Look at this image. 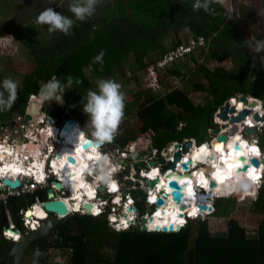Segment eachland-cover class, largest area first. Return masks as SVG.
Masks as SVG:
<instances>
[{
  "label": "trees",
  "instance_id": "16d2710c",
  "mask_svg": "<svg viewBox=\"0 0 264 264\" xmlns=\"http://www.w3.org/2000/svg\"><path fill=\"white\" fill-rule=\"evenodd\" d=\"M116 1L115 6L109 5L112 14L100 16L101 21H76L72 34L56 32L53 38L49 37L47 41L39 39L35 47L30 46L35 66L24 76L22 88L17 91V99L12 104L15 111L23 112L29 95L40 93L41 87L53 78L59 79L65 89L73 84V97L83 99V83L87 87L86 94L89 90L95 91L83 70L90 75L110 77L126 63L128 55L133 57L136 70H146V59L153 60L151 54H156L152 61L156 62L167 51L163 46L164 39L172 38L171 48L182 42L179 37L182 28L188 29L190 38L194 40L199 36L206 38V46L212 47L214 61L230 60L232 65L229 69L216 67L210 70L191 56L198 73L204 78V82L192 85V91L206 95L204 104L184 108L188 93L174 88L163 96L148 98L137 109L139 131L153 132L152 145L155 148L162 149L168 143L181 141L187 136L194 138L197 144L203 143L215 111L237 95L251 97L264 104V67H261L258 55L249 52V39L239 23L228 17V10L219 2L213 0L209 14L203 9L193 10L195 0ZM105 7V10L109 9ZM101 51L105 53L103 64L93 63ZM168 73L182 77L175 67ZM68 90L67 93L72 92ZM131 104L125 103L127 110H124V115H128ZM49 115L60 120L63 114L56 109ZM11 118L0 112L1 123H8ZM173 129L177 130L173 132ZM259 142L264 148V126ZM107 143L123 147L122 139ZM135 194L133 192L140 207L144 201ZM34 197L43 199L45 193L10 199L14 222L19 224L17 210L21 200L28 198L32 203ZM232 201L215 199L212 214L226 218ZM253 205L264 208V192L256 196ZM6 225V215L0 208V264L13 263L12 258L6 256L12 244L1 238V230ZM154 226L167 225L162 221L154 223ZM226 226L225 232L210 234L206 230V220H195L189 221L176 233L136 230L116 233L108 228L104 218L72 215L60 220L48 236L35 240L30 247L67 249L69 264H96L98 258L112 264H264V218L253 237H248L246 230L234 220H228ZM194 227H197L196 233ZM109 245L114 251L112 257L98 251Z\"/></svg>",
  "mask_w": 264,
  "mask_h": 264
},
{
  "label": "built area",
  "instance_id": "2783aa9c",
  "mask_svg": "<svg viewBox=\"0 0 264 264\" xmlns=\"http://www.w3.org/2000/svg\"><path fill=\"white\" fill-rule=\"evenodd\" d=\"M206 44V38L204 39L203 36H199V38L195 40L189 38L185 42H181L178 46L167 50L153 65L148 66L146 70L148 73H153L156 71H164L166 68L170 69L185 57L194 54L200 49L207 48ZM241 96L242 95H237V97L230 98L224 103H230L235 100L239 101ZM33 99H36V101L39 100L35 94L29 95L28 102L22 113L16 112L14 118H11L8 123L0 122V151L6 157L4 159L0 158V208H2L7 218V225L1 230V237L5 241L17 242L20 240L21 234L25 230L36 231L40 226V221L44 219L34 215L31 219L32 223L29 225L25 215L30 208H39L43 214L48 217L49 213L44 210L43 203L53 200H61L68 209L66 215H56L59 220L74 214L104 218L108 228L116 233L131 230L147 233H176L184 228L189 221L199 220L213 213L214 199L209 202V204H203L211 209L208 211L209 213H204L207 210H200L198 205L197 215L185 217L186 219L177 227V230L173 229L168 231L166 228L167 230L163 232L162 228L165 227L151 228L148 223L156 216L159 208L164 206L166 201L168 202V199L172 200V190L168 187V182L173 179L167 182V187L171 190L169 194L165 191L163 185L161 186L162 189L159 191L157 187L158 179H153L159 175V178L163 177L164 180L167 181V175L169 176L171 172L177 174V178H181L179 176L185 175V177H183V179H185L189 176L192 177L196 172H199L201 168L204 169L203 167L207 165L213 166L215 161V156H213V143L216 141L217 136L224 134L231 128L228 121H226V126H220L218 133H215V128L213 126L208 129L207 134L210 133L212 136L203 143L197 144L194 138L185 137L181 141H172L168 143L162 149H157L152 145L154 135L151 130H148L135 140L128 141L122 148L117 147L110 149L107 147L106 143L99 147L92 145L91 147L84 148L83 146L87 141H93L90 140V137L86 136L82 126L76 121L74 125L69 126V128L70 131L74 129V134L76 133L75 126L78 128V132H82L80 133V139L78 137L76 139L78 143H81L83 151L96 152L99 159L104 161L106 165L109 164L111 167L109 170H107V166L105 167L107 172H105L104 175L103 171L96 169L94 166H90L91 170H88L87 174H82L84 188L83 196L80 201L73 198L69 186H63L62 180L55 174L53 168V164L60 163V158H58V156L63 159L62 150L65 142L62 133L65 132L62 130V127L70 117L64 119L63 115L60 120L51 117L49 114L42 111L43 101H41L39 105V116H32L29 114V104H31ZM261 111L264 114V109ZM25 114L30 116L29 120L24 119ZM218 114L219 109L215 111L212 118V124L216 127L219 125L217 120H221ZM258 114L262 115L261 113ZM249 116H251L253 121L252 126L246 124ZM181 126L182 125H180V127ZM236 126L237 137L248 146L249 151L254 153L256 149V151L261 154V158H264V152L259 142V136L262 133L264 123L255 122L253 120V114H249L245 117L243 124L236 123ZM243 126L256 127L257 133L255 135H248L243 132ZM186 142H190V148L187 153H183V146ZM29 146L33 147V149H29ZM190 153L197 154L198 160L188 164L190 160L187 162L185 157ZM85 154L87 153H84V155ZM177 154L180 156L179 160H175ZM69 156L75 157L73 154H69ZM211 157L213 158L211 159ZM251 157L254 156L250 155L247 159V163H249ZM261 158L257 159L261 160ZM114 159H117V162L113 161ZM203 159L208 161H204ZM160 160H162V162H160ZM35 162L39 164L41 162L44 165L42 171L34 168L33 164ZM7 164H9V166H7ZM184 164L187 165L186 169L182 168ZM172 165L173 167H171ZM260 165L259 168L253 167L254 169L258 168V170H252L250 174L253 178V184H251V186L256 192L255 196L261 189V170L263 166L262 164ZM10 170L12 172L6 173ZM199 176H202V174L200 173L198 176H193L190 182V184L194 185L193 192L206 194V183H199V181H196ZM4 180L10 182L18 181L19 185L17 187H11L10 185L4 184ZM148 181L155 182L154 186H148ZM210 181L213 180H209L207 185L208 188H211L209 186ZM54 182L61 184V189L58 190ZM178 185L181 186L180 184ZM48 189H50L53 194L49 199L47 198ZM37 192L45 193V198L40 199L34 197V201L28 205L23 206L19 204L17 210L19 224L14 222L9 207L10 199L35 196ZM133 192H136V197L143 199L144 204L142 206H137ZM158 199L163 200L162 205H157ZM75 205H77L76 208H73ZM87 205L91 206L90 209H87Z\"/></svg>",
  "mask_w": 264,
  "mask_h": 264
},
{
  "label": "rangeland",
  "instance_id": "374dc122",
  "mask_svg": "<svg viewBox=\"0 0 264 264\" xmlns=\"http://www.w3.org/2000/svg\"><path fill=\"white\" fill-rule=\"evenodd\" d=\"M214 1L224 6L228 10V17L239 23L241 30L249 39V52L258 55L257 58L260 61V65L264 67V0ZM73 2L74 0H0V34L4 35V39L1 41L3 50H0L1 53H4V55L0 56V89L3 88V80L10 77L18 83L19 91L22 88L21 83L24 76L31 72L35 66L30 46L35 47V43H38L37 41L39 39H45L44 41H47L49 37L53 38L56 34V32L49 33L47 25H40L36 22L39 13L45 8L51 7L56 12L74 19L73 14L69 11V6ZM116 2V0H99L95 13L86 20L92 22L101 21L100 16H105L108 13L110 15L112 14L113 10L109 8V5L115 6ZM105 6H108L109 9L105 10L107 8ZM179 37L182 39V42H185L191 37V33L188 29L182 28L179 31ZM172 41L171 37L164 39L163 46L167 50L170 49ZM211 50L212 47L207 46V48L200 49L172 66L179 69L182 77L169 75V69L167 68L164 71H156L153 73H148L147 70L138 71L135 69L136 64L133 57L128 55L126 63L118 67L112 76L105 79H112L119 83L121 85V91L125 95V103H132L128 107V115L125 114L126 116L124 115L122 118L111 143H115L122 139L123 145H125L128 141L135 140L146 133H141L139 131L140 121L136 111L148 100V98H154L155 96L160 97L174 88H179L188 93L184 108H188L190 105L204 104L207 100L206 95L192 91V85L197 82H204V78L198 73L196 66L190 59L191 56H193L198 63L204 64L210 70L216 67L229 69L232 65L230 60L223 62L214 61ZM150 56H152L153 60L148 61L146 59L148 66L154 64L152 61L156 58V54L154 53ZM86 75L88 76L91 86L97 91V83L102 78L90 75L88 72H86ZM73 87L74 86L71 85L65 89L61 101H45L42 105V111L50 114L56 109H60L64 115H62L64 119L69 117L74 118L82 126L86 136L90 137V140L95 142L92 137V128L90 127L89 119L83 111V103L86 102L81 98L73 97ZM68 89L72 90V92L67 93ZM124 110L127 109L125 108ZM0 112L2 115H7L9 118H14L16 114L13 106L7 111ZM228 116L230 118L233 115L228 114ZM228 119L217 120L219 124L217 128L225 126ZM241 122L239 123L241 124ZM208 134L205 141L212 136V134ZM216 140H218V138ZM106 144L110 149L117 148V146L109 145L107 142ZM262 150L264 151L263 147ZM40 164L42 163L40 162ZM174 179H176V177ZM180 184L184 185L183 183ZM239 184H241V187L243 186V183L239 180L233 181L232 184H230V187L234 189L233 192H236V186ZM244 191L245 190L239 191L231 195L222 193V195L217 198L220 200H233L228 205L229 214L226 218H219L212 214L199 219L206 220V230L208 233H223L227 229V221L234 220L239 226L246 230L248 237L255 236L257 226L261 219L264 218V208L254 206L253 201L258 194H263L264 181L261 189L254 198H249L251 194L248 191ZM245 194L247 196H245ZM28 203V198L21 200V205L23 206L28 205ZM160 212L161 213H158L160 216H157V219L153 221V223L164 221L168 224L170 220H167V215L169 213L167 214L162 209H160ZM17 219L19 220V217ZM179 223L180 219L173 224L178 225ZM194 230L196 233L197 227H194ZM52 240H50V242H52ZM37 249H39L41 253L39 261L38 257L35 255ZM111 249V245H109L100 248L98 251L105 256L112 257L114 251ZM69 256V251L67 249L49 247L46 250H42L41 247L33 249L29 246L22 258L21 264H69ZM96 264H112V262L98 258Z\"/></svg>",
  "mask_w": 264,
  "mask_h": 264
},
{
  "label": "bare ground",
  "instance_id": "6f19581e",
  "mask_svg": "<svg viewBox=\"0 0 264 264\" xmlns=\"http://www.w3.org/2000/svg\"><path fill=\"white\" fill-rule=\"evenodd\" d=\"M32 102H37V101H34L33 99ZM38 104L39 102H37V104H33L30 107L29 113H31L34 116H38L40 114V111L38 112V108L40 104L39 105ZM229 104L230 106H233L235 108V111L232 113L233 116H237V114L244 109L249 110L251 114L253 113L263 114L261 111L262 108L260 104L258 103L256 104V106H253V107L249 104H246V103L244 104L241 101H236V100L231 101ZM243 121H245V118ZM243 121L241 122V124H243ZM226 124L227 123H225V126ZM246 124L247 125L249 124V126L253 125L251 116L247 118ZM73 130L74 129L70 131V128L68 127L66 132L62 133L63 140L65 142L63 146V150H62L63 159H61V157L58 156V158H60V163L53 164V168H54L55 174L59 176L60 179L62 180L63 186H69L70 191L73 195V198H75V200L81 201L82 196H83V188H84L82 174L87 173L88 170H91L90 166H94L96 169L103 171V175H104V173L107 172V170H109L111 167L109 166V164L106 165L104 161L99 159V156L97 155L96 152L83 151V147L81 143L80 142L78 143V140L76 139L77 137L80 139V132H78V128L76 126H75V131H76L75 134ZM223 135L225 134H221L220 136H223ZM236 144H238L239 146L237 150L234 149V147L237 146ZM218 145H222L221 151H217ZM213 147H214L213 156H215V161H214L213 166L207 165L206 167H203L204 169L201 168L199 172H196V174L193 175V176H198L200 173L202 174V176H199V178H197L196 181H199V183H206V186H205L207 190L206 194L193 192L194 185L190 184L193 176L192 177L189 176L188 178L186 177L185 179L177 178L176 176L177 174L171 172L169 173V176L167 177V181L164 180L163 177L159 178V175H157V177L153 179V180L158 179L157 180L158 190L160 191L162 189L161 186L163 185L165 191L168 194L169 192H171V190H169L167 187V182L170 179H174L176 177V179L174 180L178 184L180 183L184 184V185L180 184L181 186H183L182 189L184 191L182 192L183 196L180 201L182 208L177 209V206L171 199H168V202L166 201L164 206L161 207L164 212H166L167 214L169 213L167 215L168 217L167 220L168 219L170 220L168 223L169 225L166 224L167 226H163V227L167 229L171 228V230L173 229L177 230V227L180 226L181 223L186 219L185 217L197 215L198 205L209 204V202H211L213 199L220 197L222 193L223 194L227 193L228 195H231L236 192L243 191L241 190V184H239L236 186V192L235 191L233 192L234 189L230 187V184H232L233 181L239 180L241 183H243V185L249 184L251 186V184H253V178L250 175L251 171L252 170L257 171L261 165H259L258 168L256 169H254L253 166H250L247 174H243L238 171L239 162L237 161V158H239V156H245L247 160L250 155L254 156L255 158H261V154H259L256 151V149L254 153L250 152L248 149V146L244 142H242L241 139L237 137L236 134L233 135L232 137L223 136L222 138L216 140L213 143ZM84 153H87V154L84 155ZM69 154H73V156L75 155V157H73L75 159V163H74L75 165L69 164L67 162V157L69 156ZM0 158L1 159L6 158L5 155L1 153V151H0ZM185 158L187 162L189 160L191 162H196L198 160V155L195 153H190L189 155H186ZM212 158L213 157H211V159ZM113 161L117 162V159H114ZM204 161H208V160H204ZM205 163L208 164L207 162ZM7 166H9V164H7ZM33 166L34 168L39 169L41 171L43 170L42 167H44L43 164H39L38 162L37 163L35 162ZM106 166H107V170L105 169ZM10 172L12 171L10 170V171H7L6 173H10ZM237 175H240V177H238ZM180 179H183V180H180ZM209 180H213L215 182L214 187L212 188L207 187ZM248 192L251 194V196L256 193L254 189ZM245 196L247 195L245 194ZM76 206L77 205L73 206V208H76ZM161 208H159V211L157 212L156 216L148 222L151 228L153 227L155 228L153 221L157 219V216H160V214L158 215V213H161L160 212ZM34 215H36L37 217L41 219L47 218L39 208H35V209L30 208V210L25 215L29 225L32 223L31 219H32V216ZM179 219H180V223L178 225H174L173 223H175L176 221H179ZM156 228H161V227L156 226Z\"/></svg>",
  "mask_w": 264,
  "mask_h": 264
},
{
  "label": "clouds",
  "instance_id": "9594fccd",
  "mask_svg": "<svg viewBox=\"0 0 264 264\" xmlns=\"http://www.w3.org/2000/svg\"><path fill=\"white\" fill-rule=\"evenodd\" d=\"M212 2L213 0H195L193 10L203 9L205 12L211 14ZM98 4L99 0H74V2L69 6V11L73 14L74 19L58 13L53 8L48 7L39 13L36 18V22L40 25H47L49 33L61 32L65 35H70L72 34V28L74 27L76 21L83 22L90 18L95 13ZM104 55L105 53L101 51L99 55L94 58L93 63L103 64ZM2 87L3 91H0V111H7L12 107V104L17 99L19 85L16 81L9 77L3 80ZM97 88L98 91H88L86 103H83V111L89 119L90 127L92 128V137L94 138L96 146L99 147L100 145H103L106 142H111L114 139L118 126L124 117L125 95L121 91V85L112 79H100L97 83ZM5 92L7 93V96H5ZM64 92L65 86L59 79L53 78L41 87L40 96L45 100H55L59 102L62 100ZM248 98V100L254 99L251 97ZM257 101L261 106V101ZM73 121L74 123L76 122L74 119ZM212 126L214 127L215 125L212 124ZM261 171L262 181L260 187H262L264 181V167ZM243 187L246 190L248 185L244 184ZM254 197L255 194L249 198ZM10 243L12 244L14 242ZM35 255L36 257L41 255L39 249L36 250Z\"/></svg>",
  "mask_w": 264,
  "mask_h": 264
},
{
  "label": "water",
  "instance_id": "95a60500",
  "mask_svg": "<svg viewBox=\"0 0 264 264\" xmlns=\"http://www.w3.org/2000/svg\"><path fill=\"white\" fill-rule=\"evenodd\" d=\"M76 80L78 81V78H76ZM36 96L38 99L45 101V99L40 96V93H38ZM251 100H248L245 96H241L239 98V101H241L244 104L245 103L249 104L252 107L256 106V104L258 103L257 99H251ZM33 104H37V102H31V104H29V107H31ZM261 108L264 109V104H261ZM234 111H235V108L233 106H230V104L228 102L224 103L219 108L218 117L221 120H227L229 118L228 114H232ZM38 112H39V108H38ZM20 113H22V112H20ZM249 114H250L249 110L244 109V110L240 111L237 114V116H231L228 119V122L231 125V128L228 131H226L224 133L225 135H223V136H233L237 132L236 123L243 121L244 118ZM24 119L29 120L30 116L28 114H25ZM253 120L255 122L264 123V114L259 115L258 113H254L253 114ZM73 125H74L73 119H68L66 121V124L62 127V130L64 132H66L68 127L73 126ZM214 127H215V133H218L219 128H217L216 126H214ZM176 130L177 129H173V132H175ZM79 132L82 133L81 131H79ZM243 132L247 133L248 135H255L257 133V128L256 127L243 126ZM223 136L219 135V136H217V138L220 139ZM187 138H188V136H187ZM92 145L96 146V143L91 142V141H87L83 147L87 148V147H91ZM236 145L237 146L234 147L235 150H237L239 148L238 144H236ZM189 148H190V142H186L183 146V153H187ZM179 158H180V156H179V154H177L175 157V160H179ZM67 161L71 164L75 163V159L71 156L67 157ZM237 161L239 162L238 171L240 173H243V174H247L250 166L258 167L260 164H262V166L264 167V158H261V160H258L255 157H251L249 160V163H247L245 156H239V158H237ZM160 162H162V160H160ZM190 163H191V161L188 162V164H190ZM171 167H173V165ZM182 168L186 169L187 165L184 164L182 166ZM237 176L240 177V175H237ZM237 176H235V177H237ZM167 177H168V175H167ZM179 177L183 178V177H185V175L179 176ZM3 183L10 185L11 187H17L19 185L18 181L10 182L8 180H4ZM154 183L155 182L148 181L147 185L150 187H153ZM54 185L58 190L61 189V184L54 182ZM247 185H248V187L246 190L243 186L241 187V190L251 191L252 190L251 186L249 184H247ZM209 186L211 188L214 187L215 182L210 181ZM168 187L172 190L171 197H172V200L175 202L177 209H181L182 206H181L180 201H181L182 196H183L182 195L183 186H179L175 181L170 180L168 182ZM52 196H53V194H52L51 190L48 189L47 190V198L49 199ZM162 204H163V200L158 199L157 205H162ZM86 207H87V209H90L91 206L87 205ZM43 208L45 211H47L49 213V216L46 219L40 221V226L36 231L25 230L21 234L20 240L18 242L12 243L10 251L7 252L6 256L12 258V260H13L12 264H21L22 258L24 256L26 250L29 248L30 244L32 242H34L35 240H38L40 238L48 236L57 227L59 219L56 217V215H66L68 213V209H67L66 205L61 200L46 201L43 203ZM199 208H200V210H207V211L211 210L209 207L207 208L205 205H199ZM166 230H167L166 228H162L163 232H165ZM168 231H171V228H169Z\"/></svg>",
  "mask_w": 264,
  "mask_h": 264
},
{
  "label": "flooded vegetation",
  "instance_id": "af4514ba",
  "mask_svg": "<svg viewBox=\"0 0 264 264\" xmlns=\"http://www.w3.org/2000/svg\"><path fill=\"white\" fill-rule=\"evenodd\" d=\"M84 71V75H86V70H83ZM87 76V75H86ZM102 79H106L107 77H101ZM74 86L73 84H70V86ZM86 90H87V87H86V85L83 83V91L85 92L84 94H83V101L84 102H86V97H87V94H86ZM69 91V90H68ZM96 91V90H95ZM35 95H37V94H35ZM34 101H36V100H34ZM42 100H38L37 102H39V104H40V102H41ZM45 101H49V100H45ZM45 101H43V103L45 102ZM50 102V101H49ZM43 103H42V105H43ZM35 106V105H34ZM43 107V106H42ZM40 111V110H39ZM30 114V113H29ZM39 116V115H38ZM72 119H74V118H72ZM75 120V119H74ZM29 149H33V148H31L30 146H29Z\"/></svg>",
  "mask_w": 264,
  "mask_h": 264
},
{
  "label": "crops",
  "instance_id": "0c3cea01",
  "mask_svg": "<svg viewBox=\"0 0 264 264\" xmlns=\"http://www.w3.org/2000/svg\"><path fill=\"white\" fill-rule=\"evenodd\" d=\"M0 35H1V34H0ZM3 36H4V35H1V36H0V50H3V48H2L3 45H1V41H2L1 38L4 39ZM1 55H4V53H1V52H0V56H1ZM29 73H30V72H29ZM29 73H28V74H29ZM34 100H36V99H34ZM15 112H17V111H15ZM250 237H253V236H250Z\"/></svg>",
  "mask_w": 264,
  "mask_h": 264
},
{
  "label": "snow or ice",
  "instance_id": "6c2138e0",
  "mask_svg": "<svg viewBox=\"0 0 264 264\" xmlns=\"http://www.w3.org/2000/svg\"><path fill=\"white\" fill-rule=\"evenodd\" d=\"M222 150V145H218L217 146V151H221Z\"/></svg>",
  "mask_w": 264,
  "mask_h": 264
}]
</instances>
